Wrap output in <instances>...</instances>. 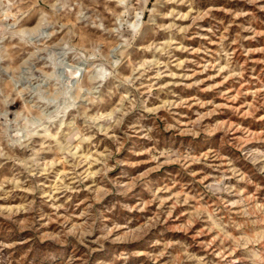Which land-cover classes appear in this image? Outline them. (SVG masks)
I'll return each instance as SVG.
<instances>
[{
    "label": "clouds",
    "instance_id": "9594fccd",
    "mask_svg": "<svg viewBox=\"0 0 264 264\" xmlns=\"http://www.w3.org/2000/svg\"><path fill=\"white\" fill-rule=\"evenodd\" d=\"M262 41L264 0H0V264H264Z\"/></svg>",
    "mask_w": 264,
    "mask_h": 264
},
{
    "label": "rangeland",
    "instance_id": "374dc122",
    "mask_svg": "<svg viewBox=\"0 0 264 264\" xmlns=\"http://www.w3.org/2000/svg\"><path fill=\"white\" fill-rule=\"evenodd\" d=\"M261 46H264V41H262L260 44L253 43L251 45V47H261ZM251 60H252V64L250 66L255 67L257 72H259L261 67H264V63H257V62H264V53L256 52V53L251 54ZM228 91L230 92L231 89H229ZM199 98L204 100V99H207L210 97L200 96ZM252 102L253 101L251 100V98H249V103H252ZM216 103L222 104L223 102L220 100H217ZM260 114H264V109H260V111L257 113V115H260ZM220 118H222L220 115H216V116H213L211 119L212 120H218ZM249 121H251V118H249ZM236 122H239V121H234V123H236ZM257 130L264 131V128L257 129L256 126L253 125V131H257ZM218 135H219V133H218ZM141 251H144V249H141Z\"/></svg>",
    "mask_w": 264,
    "mask_h": 264
}]
</instances>
